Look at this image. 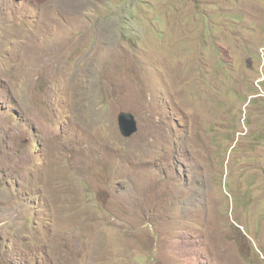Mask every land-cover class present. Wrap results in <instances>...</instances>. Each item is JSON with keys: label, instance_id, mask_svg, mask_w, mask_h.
<instances>
[{"label": "rangeland", "instance_id": "rangeland-1", "mask_svg": "<svg viewBox=\"0 0 264 264\" xmlns=\"http://www.w3.org/2000/svg\"><path fill=\"white\" fill-rule=\"evenodd\" d=\"M260 47L264 0H0V264H264Z\"/></svg>", "mask_w": 264, "mask_h": 264}, {"label": "clouds", "instance_id": "clouds-1", "mask_svg": "<svg viewBox=\"0 0 264 264\" xmlns=\"http://www.w3.org/2000/svg\"><path fill=\"white\" fill-rule=\"evenodd\" d=\"M242 9V6L241 8L239 6L235 7L234 10L230 11L227 13V16L228 18H230L233 23H235L237 25V23H239V15L241 16V18H244V11L241 10ZM140 15V14H139ZM141 16V15H140ZM218 18L220 20V17H219V14H218ZM221 21V20H220ZM219 28L222 30V33H221V36L219 37L220 39H223V42L222 41H219L218 43L213 40H207L208 42L207 43H210L211 45H220L221 49H211L212 52L218 54V55H221V56H225L227 54H229L231 52L232 49H235L236 48V45H237V39L239 37H237V35L235 36L236 34V31H233V30H229L230 28H226L224 29L223 26H219ZM214 30V29H212ZM212 30L209 32L210 34H213ZM227 40H234L235 41V45H231L229 44V41ZM250 40V39H249ZM140 43V42H139ZM224 47H226L227 49H224ZM206 50H209L210 48L209 47H204ZM260 50H262V52H260V55L261 53H263L264 51V47L261 48L260 47ZM254 57V56H253ZM264 57V56H261V58ZM257 58V57H256ZM261 88V87H259ZM122 113H129V112H122ZM121 113V114H122ZM131 114V113H129ZM120 116V115H119ZM135 120L137 122V131L134 132V134L131 136V137H125L122 133H121V130H120V127H119V117L117 119V123H118V127H119V131H120V134L121 136L126 139V140H130L132 139L139 131V120L135 117ZM33 158V155H29L28 156V159H31Z\"/></svg>", "mask_w": 264, "mask_h": 264}, {"label": "water", "instance_id": "water-1", "mask_svg": "<svg viewBox=\"0 0 264 264\" xmlns=\"http://www.w3.org/2000/svg\"><path fill=\"white\" fill-rule=\"evenodd\" d=\"M119 127L125 137H131L137 131L135 117L129 113H122L119 116Z\"/></svg>", "mask_w": 264, "mask_h": 264}, {"label": "bare ground", "instance_id": "bare-ground-1", "mask_svg": "<svg viewBox=\"0 0 264 264\" xmlns=\"http://www.w3.org/2000/svg\"><path fill=\"white\" fill-rule=\"evenodd\" d=\"M132 114V113H131ZM133 115V114H132ZM134 116V115H133ZM135 117V116H134Z\"/></svg>", "mask_w": 264, "mask_h": 264}]
</instances>
